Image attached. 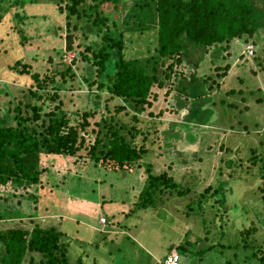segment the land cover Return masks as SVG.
<instances>
[{"label": "trees", "instance_id": "trees-1", "mask_svg": "<svg viewBox=\"0 0 264 264\" xmlns=\"http://www.w3.org/2000/svg\"><path fill=\"white\" fill-rule=\"evenodd\" d=\"M37 3V0H0V19L12 7ZM57 6L67 21V29L61 28L66 34L65 49L55 48L57 55L47 58L32 55L31 60L24 54L29 40L25 33L32 26L31 22L26 23L31 17L25 12L14 15V21L19 20L24 26L17 28L21 43L2 47L1 41V55L10 57L3 56L0 60L3 61L0 80L12 79L21 86L13 92L9 85L0 82L5 87L0 92L8 98L3 109L0 108V221L10 215L27 218L31 228L16 222V226L0 230V264H85L84 258L89 256L86 251L72 260L68 252L70 244L60 243L66 238L64 231L42 228L35 222L45 216L41 187L50 182L49 174H54L49 171L51 164L43 163L44 157L66 163L69 172L76 174L72 180L83 190L92 187L90 191L96 192L93 186H106L102 180L106 178L117 182L131 174L138 179L139 162L158 145L162 116L186 110L185 122L169 124L168 137L177 140L188 132L189 142L196 141L194 129L212 123L215 113L212 107L218 106L216 97L222 86L220 80L231 68L230 63L222 66L214 55L229 53L235 41H253L264 30V0H60ZM78 29L89 40L82 51L75 46L74 31ZM211 51L210 62L220 64L216 77L201 73ZM69 52L74 54L71 63L65 60ZM230 56L231 53L222 59L228 60ZM58 59L61 61L56 63ZM80 59L86 61L85 73L91 74L83 75L84 82L96 92L87 94L92 109L81 120L72 117L62 96L64 91L76 87L75 66ZM48 64L50 69L42 73ZM70 81L73 83L69 84ZM104 93L114 100L113 104L99 102ZM177 101H182V108H177ZM232 105L239 107L237 103ZM252 153L248 169L258 167L257 176L263 181L260 190L264 192V152ZM240 156V152L234 159L223 155L220 160L225 166L219 167V183L206 187L189 206L197 203L198 209H207L228 205V185L239 178L237 163L244 164ZM189 162L181 160L182 166ZM146 172L135 210L154 204L158 196L162 205L166 195L184 197L199 185L192 173L185 176L188 172L178 179L175 170L155 173L151 164ZM116 188L121 187H111ZM61 194L80 201L65 190ZM110 199L103 203V212L107 203L114 205ZM123 204L126 205L124 200ZM104 214L107 219L103 217V225L108 227L112 225L111 211ZM84 228L87 230V226ZM103 230L109 231L110 227ZM243 247L252 249L251 259L264 264V246L253 249L245 240ZM180 249L185 250V246L181 244L176 251ZM178 254L181 264L182 254Z\"/></svg>", "mask_w": 264, "mask_h": 264}, {"label": "rangeland", "instance_id": "rangeland-1", "mask_svg": "<svg viewBox=\"0 0 264 264\" xmlns=\"http://www.w3.org/2000/svg\"><path fill=\"white\" fill-rule=\"evenodd\" d=\"M37 1L39 3L36 5L27 4L24 8L12 7L8 14L0 19V48L1 41L2 47L21 43L17 28L22 29L24 26L19 20L14 21V15L17 12H25L31 17L26 23L31 22L32 26L29 25L25 33L29 40L24 54L33 60L32 55L47 58L50 55H57L55 48L63 46L65 49L66 34L63 30L67 29V21L66 16H61L58 11L57 4L60 0ZM74 35L77 38L75 46L82 51L89 40L82 36L81 29L75 30ZM82 44L84 46H81ZM229 53L230 58L223 60L222 57ZM229 53L214 55L222 66L230 63L231 68L229 74L220 80L222 86L216 97L218 106L212 107V111H215L212 123L202 126L201 129H194L197 137L194 142H189L188 132L183 133L180 139H170L168 136L171 132L167 129L169 124L185 122L187 111L181 110L180 114L171 112L168 98L167 108L170 112L162 116L159 146L157 145L158 147L156 146L146 159L139 162L141 166L138 169V179L131 174L120 177L117 182L106 178L102 179L106 186L100 187L98 184L93 186L96 192L90 191L92 187L83 190L74 179L72 180L76 174L69 172L66 163L44 157L43 163L49 166L51 164L49 171L54 174H49L50 182L41 187V208L45 216L37 218L35 222L42 228L56 227L64 231L66 238L61 239L60 243L70 244L68 252L72 260L86 251L89 256H85V264H158L183 244L187 251L178 250L182 254L181 264H259L258 260L251 259L252 249L246 250L243 246L245 240L253 249L259 250L264 246V192L260 190L263 181L257 176L258 167L248 169L252 164L250 159L254 157L252 151L257 155L264 152V30L253 41L247 42L244 39L235 41ZM3 56L10 57L4 54L0 56V60L4 59ZM206 56L201 73L216 77L218 74L216 67L220 64L210 62L213 58L212 51ZM73 57L74 54L70 53L65 60L71 63ZM60 61L58 59L56 63ZM2 62L0 61V64ZM85 65L86 61L83 59L78 61L75 66L78 82L69 83L76 87L62 93L68 105L67 110L73 118L80 120L85 112L92 109L87 94L96 93L84 82L83 75L86 74L87 77L91 75L85 73ZM48 67L50 69L51 65L48 64L42 73ZM11 80L5 79L0 82L6 83L13 92H16L15 88L20 87L21 83ZM4 88L0 86V91ZM231 91L234 93L230 94ZM4 94L0 92L1 109L8 100ZM164 96L163 93L162 108ZM100 97L102 99L99 102L102 104L114 103L106 93ZM233 103L239 104L238 109L233 107ZM180 107L182 108V101L179 103L177 101V108ZM1 114L3 115V112ZM91 122L94 124L95 120ZM239 152L244 164L240 166V163H237L239 178L228 185L230 191L228 205H215L207 209H198L197 203H194L193 207L189 206L192 199L197 198L206 187L219 183V167L225 166L220 158L225 155L226 158L234 159ZM184 159L190 162L182 166L181 160ZM149 164L153 166L155 173L175 170L178 179L184 172L189 173L185 176L192 173L199 185L184 197L166 195L162 205L158 196L154 204L149 203L147 207L135 210L134 206L147 178ZM69 180L71 181L67 183ZM179 182L181 183L180 180ZM113 186L121 188L111 189ZM64 190L72 194L70 197L76 196L80 201L64 197L61 194ZM5 195L7 197L8 194ZM110 198L114 200V205L107 203L106 211L103 212L102 205L105 201L109 202ZM123 200L126 205L123 204ZM108 211H111L109 217L112 225L104 227L103 217ZM13 217L17 216L10 215L9 219L0 221V230L5 231L16 226V222L18 225L25 223V226L31 228V221L27 218ZM92 225L94 229L91 228ZM122 226L127 228L122 229ZM109 227V231L103 230ZM218 246L226 250L222 251ZM171 247L174 248L169 252Z\"/></svg>", "mask_w": 264, "mask_h": 264}, {"label": "built area", "instance_id": "built-area-1", "mask_svg": "<svg viewBox=\"0 0 264 264\" xmlns=\"http://www.w3.org/2000/svg\"><path fill=\"white\" fill-rule=\"evenodd\" d=\"M251 52V51H250ZM103 222L105 220L103 219ZM162 264H180V256L176 251H173L163 262Z\"/></svg>", "mask_w": 264, "mask_h": 264}, {"label": "clouds", "instance_id": "clouds-1", "mask_svg": "<svg viewBox=\"0 0 264 264\" xmlns=\"http://www.w3.org/2000/svg\"><path fill=\"white\" fill-rule=\"evenodd\" d=\"M173 251H176V249H175V250H173ZM173 251H172V252H173ZM172 252H171V253H172ZM176 252H177V251H176ZM171 253H170V254H171ZM177 253H178V252H177ZM170 254H169V255H170ZM169 255H168V256H169Z\"/></svg>", "mask_w": 264, "mask_h": 264}]
</instances>
